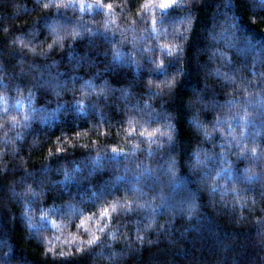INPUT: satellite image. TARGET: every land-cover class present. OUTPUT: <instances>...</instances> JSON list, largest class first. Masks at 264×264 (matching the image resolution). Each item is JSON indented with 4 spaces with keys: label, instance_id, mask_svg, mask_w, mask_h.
Wrapping results in <instances>:
<instances>
[{
    "label": "trees",
    "instance_id": "1",
    "mask_svg": "<svg viewBox=\"0 0 264 264\" xmlns=\"http://www.w3.org/2000/svg\"><path fill=\"white\" fill-rule=\"evenodd\" d=\"M0 264H264V0H0Z\"/></svg>",
    "mask_w": 264,
    "mask_h": 264
}]
</instances>
